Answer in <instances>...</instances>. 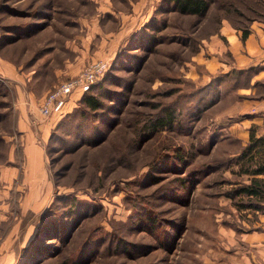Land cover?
<instances>
[{
    "label": "rangeland",
    "instance_id": "374dc122",
    "mask_svg": "<svg viewBox=\"0 0 264 264\" xmlns=\"http://www.w3.org/2000/svg\"><path fill=\"white\" fill-rule=\"evenodd\" d=\"M188 1L0 0V264H264V214L231 195L264 132L234 35L264 0ZM95 59L100 108L42 116Z\"/></svg>",
    "mask_w": 264,
    "mask_h": 264
},
{
    "label": "trees",
    "instance_id": "16d2710c",
    "mask_svg": "<svg viewBox=\"0 0 264 264\" xmlns=\"http://www.w3.org/2000/svg\"><path fill=\"white\" fill-rule=\"evenodd\" d=\"M169 1L175 2L176 0ZM185 2L189 1L185 0ZM248 33V29H243L241 39L244 40ZM100 80L91 86L89 90L81 93L75 105L62 116L77 106L78 102L87 109H99L101 102L94 95V90L99 86ZM160 124L165 125L161 121ZM236 163L238 164V173L246 177V181H240L238 186L232 189L231 192L233 198H236L234 201L236 208L238 210L244 207L250 208L255 213L261 212L264 214V132H258L255 125L249 127L247 141L238 152Z\"/></svg>",
    "mask_w": 264,
    "mask_h": 264
},
{
    "label": "built area",
    "instance_id": "2783aa9c",
    "mask_svg": "<svg viewBox=\"0 0 264 264\" xmlns=\"http://www.w3.org/2000/svg\"><path fill=\"white\" fill-rule=\"evenodd\" d=\"M108 63L104 59L88 62L75 76L61 81L39 102L38 111L42 116L62 115L68 111L71 95L89 90L104 75Z\"/></svg>",
    "mask_w": 264,
    "mask_h": 264
},
{
    "label": "crops",
    "instance_id": "0c3cea01",
    "mask_svg": "<svg viewBox=\"0 0 264 264\" xmlns=\"http://www.w3.org/2000/svg\"><path fill=\"white\" fill-rule=\"evenodd\" d=\"M249 34L247 37L242 41L239 40V33H235V39L233 41V49L236 56H238V63L239 64H261L264 65V22L254 21L251 23L249 27ZM238 54V55H237ZM258 77H264V70L257 74ZM72 105V106H71ZM74 106V104H70V108ZM256 108H263L264 110V99L257 102L255 105ZM55 116H52L49 119H55ZM57 119V118H56ZM49 123L50 121L47 120ZM42 150V149H41ZM40 150H36L35 163L32 166L33 169H37V176H41V156ZM29 155V154H28ZM35 156V157H36ZM33 156V159L35 158ZM31 160V158H29Z\"/></svg>",
    "mask_w": 264,
    "mask_h": 264
}]
</instances>
